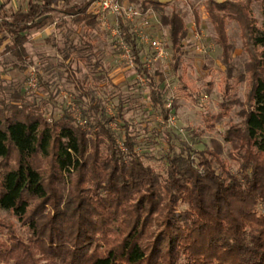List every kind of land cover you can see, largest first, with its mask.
<instances>
[{
    "label": "trees",
    "instance_id": "trees-1",
    "mask_svg": "<svg viewBox=\"0 0 264 264\" xmlns=\"http://www.w3.org/2000/svg\"><path fill=\"white\" fill-rule=\"evenodd\" d=\"M10 1L0 4V33L9 37L3 44L0 36V48L21 62L40 17L89 19L98 0H25L8 15ZM251 3L207 5L223 63L229 66L228 20L240 26L248 54V108L226 138L239 152L235 172L215 150L196 158L166 154V170L155 172L137 153L123 112L113 116L99 103L80 122L66 112L48 119L36 107L2 103L0 209L17 222L0 220V264H264V22L254 24ZM161 23L176 54L186 25L175 12ZM123 36L159 105L134 40Z\"/></svg>",
    "mask_w": 264,
    "mask_h": 264
},
{
    "label": "rangeland",
    "instance_id": "rangeland-1",
    "mask_svg": "<svg viewBox=\"0 0 264 264\" xmlns=\"http://www.w3.org/2000/svg\"><path fill=\"white\" fill-rule=\"evenodd\" d=\"M120 3L125 8L120 12L91 6L89 19L60 12L42 16L38 19L40 27L29 32L21 62L4 54L1 47L0 106L29 105L48 119H58L66 112L80 122L84 112L93 115L88 107L99 103L113 116L119 110L123 112L137 153L155 172L166 170V154L196 158L198 152L207 150L219 152L228 169L235 172L239 152L236 143L227 140V130L241 125L250 88L248 54L238 23L226 22L231 45L226 66L207 12L208 0ZM131 7L135 14L125 11ZM15 10L13 4L4 12L9 15ZM173 12L180 15L187 28L176 54L168 29L161 23L162 16ZM250 17L257 27L262 25L264 0H252ZM125 32L134 40L139 58L151 75L158 92L157 106L151 95L152 83L133 68ZM0 36L3 44L8 43L6 33ZM155 38L163 43L162 57L150 45ZM160 106L169 112L167 121ZM112 127L122 135L115 123ZM0 220L17 222L3 209Z\"/></svg>",
    "mask_w": 264,
    "mask_h": 264
},
{
    "label": "built area",
    "instance_id": "built-area-1",
    "mask_svg": "<svg viewBox=\"0 0 264 264\" xmlns=\"http://www.w3.org/2000/svg\"><path fill=\"white\" fill-rule=\"evenodd\" d=\"M93 5L99 8L100 11L120 12L122 9H125L120 3V0H98ZM125 11H127L128 14L136 13L132 7ZM150 45L159 57H162L165 54L163 43L158 38L150 40Z\"/></svg>",
    "mask_w": 264,
    "mask_h": 264
},
{
    "label": "crops",
    "instance_id": "crops-1",
    "mask_svg": "<svg viewBox=\"0 0 264 264\" xmlns=\"http://www.w3.org/2000/svg\"><path fill=\"white\" fill-rule=\"evenodd\" d=\"M78 2V1H80V0H74L73 2ZM3 3V0H0V4H2ZM79 3V2H78ZM13 4H15V6H16V9L20 6V5H24L25 6V0H11L10 1V3H8V5L6 6V7H11ZM91 6H93V4L91 5ZM91 8V7H90ZM52 13V12H51ZM49 14V13H48ZM45 15H47V14H45ZM45 15H43V16H45ZM72 17V16H71ZM41 18V17H40Z\"/></svg>",
    "mask_w": 264,
    "mask_h": 264
}]
</instances>
